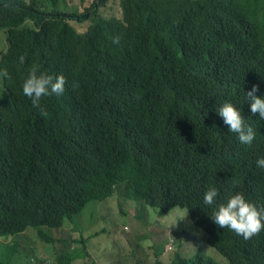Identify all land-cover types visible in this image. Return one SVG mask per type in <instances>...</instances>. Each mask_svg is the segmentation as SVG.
Listing matches in <instances>:
<instances>
[{
  "label": "trees",
  "instance_id": "trees-1",
  "mask_svg": "<svg viewBox=\"0 0 264 264\" xmlns=\"http://www.w3.org/2000/svg\"><path fill=\"white\" fill-rule=\"evenodd\" d=\"M105 2L80 12L66 0H0V237L60 228L124 184L158 213L180 202L203 233L196 243L225 264H264V230L246 241L210 218L228 192L264 205V120L245 112L253 85L264 97V0H119L121 20L97 14ZM33 65L66 78L62 95L42 98L47 118L22 91ZM225 101L253 128L250 145L217 114ZM209 187L220 193L211 206ZM37 233L52 247V230ZM7 242L0 264L17 251ZM49 260L63 264L47 253L31 264ZM168 264L222 263L197 250Z\"/></svg>",
  "mask_w": 264,
  "mask_h": 264
},
{
  "label": "rangeland",
  "instance_id": "rangeland-1",
  "mask_svg": "<svg viewBox=\"0 0 264 264\" xmlns=\"http://www.w3.org/2000/svg\"><path fill=\"white\" fill-rule=\"evenodd\" d=\"M92 2L66 0V7L81 12ZM96 12L106 19H122L119 0L99 4ZM5 47V39L0 36V56ZM173 183L175 190L185 185L181 178L174 179ZM158 212L146 205L144 197L135 199L126 186L106 201L88 203L73 220L66 221L63 228L52 231V247L42 243L36 229L29 228L19 236L0 237V251H3L0 255L7 254L5 243L11 239L7 243L17 250L12 258L14 264H20L22 251L26 252L22 256L27 259L24 264H31L43 253L67 264L72 252L85 253L83 258L72 264H153L157 254L162 262L168 264L177 252L191 257L197 250L225 264L224 259L205 243H196L203 241V233L195 228L180 202L173 201L166 211Z\"/></svg>",
  "mask_w": 264,
  "mask_h": 264
},
{
  "label": "clouds",
  "instance_id": "clouds-1",
  "mask_svg": "<svg viewBox=\"0 0 264 264\" xmlns=\"http://www.w3.org/2000/svg\"><path fill=\"white\" fill-rule=\"evenodd\" d=\"M113 43L118 44L119 37H114ZM19 63L21 65L25 63V56L21 55L19 57ZM0 77H8L6 69L0 70ZM65 85L66 78L64 75L61 74L54 77L46 72H41L37 66L33 65L23 81L22 91L23 94L31 100L32 106L39 110L40 115L47 118L48 112L42 105V98L52 94L57 96L62 95L65 91ZM257 91L258 86L253 85L251 90L245 93L248 104L250 105L246 108L245 112L253 122L256 121L257 114L261 120H264V97L257 96ZM216 112L223 118L224 124L229 126V132L236 134L240 144L250 145L253 142L255 138L253 128L244 123V117L241 112L231 102H223L216 108ZM256 167L264 168V157L257 158ZM124 189V184L118 186L114 194L107 198V200L112 198L116 193L119 194ZM219 195L220 193L216 187H209L203 195L204 204L209 206L213 205ZM83 209L78 214H80ZM78 214H76V216ZM210 218L218 228L230 229L247 241L264 230V205L258 207L256 204L249 202L242 192H228L224 198V202L216 204ZM68 220L70 221V219L67 218L62 227L57 229H50L48 227H28L27 229L34 228L44 231L59 230L64 227ZM26 230L13 236H19ZM13 256L14 255L10 253L11 264H13Z\"/></svg>",
  "mask_w": 264,
  "mask_h": 264
}]
</instances>
